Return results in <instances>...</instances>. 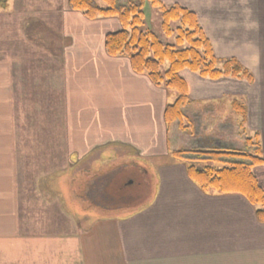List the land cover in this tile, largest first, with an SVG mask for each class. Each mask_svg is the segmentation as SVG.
Returning a JSON list of instances; mask_svg holds the SVG:
<instances>
[{
	"label": "crops",
	"instance_id": "1",
	"mask_svg": "<svg viewBox=\"0 0 264 264\" xmlns=\"http://www.w3.org/2000/svg\"><path fill=\"white\" fill-rule=\"evenodd\" d=\"M9 4L12 15L0 14V59L7 61L0 65V85L9 86L0 105L17 108L22 115L34 109L35 124L47 131H24L20 138L36 142L0 149V261L264 264V223L256 220L255 208L240 195L201 192L187 178L183 164L170 163L169 132L163 118L169 92L134 73L128 58L106 54L104 38L120 30L118 20H89L71 11L67 0H11L6 10ZM26 12H34L35 19H27ZM31 26L52 36L34 42L26 29ZM15 28H22L21 32ZM221 80L222 85L207 87H199L198 82L196 91L189 86V96L234 90L235 82L256 84V80L251 84ZM216 103H198L193 116L214 118V128L204 122L192 129V141L186 142L191 149H241L243 120L220 117ZM258 104H247L244 126L253 117L258 120L255 132L264 158V110H256ZM153 129L159 155L168 157L165 164L152 168L158 180L154 199L131 216L98 219L86 230L77 228L75 215L67 206L64 209L51 174L62 171L59 177L68 180L64 201L88 199L81 189L92 168L85 169L83 162L89 160L88 167L98 165L90 157L96 154L100 160L113 149L108 146L112 143L140 150L136 136ZM42 139L52 141L51 147ZM144 157L156 155L150 151ZM166 172H172L171 176ZM253 174L264 192V166L254 168ZM78 178L83 179L80 197L72 190ZM163 182L172 189L178 187L179 194L170 193L166 186L163 191Z\"/></svg>",
	"mask_w": 264,
	"mask_h": 264
},
{
	"label": "rangeland",
	"instance_id": "2",
	"mask_svg": "<svg viewBox=\"0 0 264 264\" xmlns=\"http://www.w3.org/2000/svg\"><path fill=\"white\" fill-rule=\"evenodd\" d=\"M2 1L3 0H0V7ZM6 1L7 4L11 3V0ZM95 1L99 6L104 7L101 0ZM128 1L130 0H119V4L124 5ZM160 1L165 8H169L173 5L172 2L175 0ZM177 1L183 2L182 4L184 5H178L183 7L187 6L185 8H190V10L198 17L199 24L208 37L212 45L214 55L217 59L215 66L220 67L225 60L236 59L254 76V79L256 80V84L253 87L235 82L236 87L234 90L220 89L213 91L204 97L202 95L199 97L195 94L194 96H189V105L186 107L185 112L187 119L183 121V126L185 127L184 132L177 130V128L173 126L169 133V149L186 150L191 149L189 146L190 144L186 142L192 141V129L194 130L195 127L198 126L202 127L204 122L208 125V128L210 127L209 129L214 128V118H199L193 116L199 102L207 100L216 101L215 110L222 113L220 117H225V119L226 117L232 119L235 117L234 119L237 122L242 120V118L233 111L232 106H229L234 101L241 104L246 110L249 102H258L259 104L255 109L260 111L264 110V0ZM2 13H7L9 16L12 15L13 12L10 4L7 7V10L0 8V14ZM26 13L28 14L26 15L27 19H35L34 17H36V14L34 12ZM143 13V30L146 28L150 29L161 42L174 46L175 50L189 48L186 43H183L182 46H176V37L178 34L175 29L178 27V23H170L169 27L171 34L169 36L162 31L160 8H153L146 3ZM32 24L35 25L36 22L34 21ZM21 29L22 28H19L17 31L21 32ZM26 29L29 31V36L34 38L32 39L34 42H36V38L45 42L44 38L49 40L52 36L49 31L41 29L39 26H31ZM5 63H7V61L0 59V65ZM164 67H166V64ZM180 76L187 82L188 86H194L196 88L195 91L199 90L197 89L198 85L199 87L219 85L224 82L221 79H231L221 78L219 80L212 81L201 78L197 74H193L189 71H182ZM4 85L5 84L0 85V87L3 88V90L0 91V103H3L1 101V95L4 97V95L6 96L7 94L4 89L9 87ZM168 92L169 96H167V105H171L174 103L177 96L172 91ZM4 105L5 104H3V107ZM28 111L29 114L22 115L17 108H2V105H0V132L2 133L0 134V149H5L9 146H23L24 144H28V142L31 144L36 142L31 140L25 141L20 138L22 132L24 131H44V126L35 124L36 115L34 109L31 108L28 109ZM229 113L230 115H228ZM4 122L6 125L3 124ZM190 122L193 124L194 128H191L192 125ZM257 128L258 120L253 117L250 121L248 120L246 125L243 127V130L240 131V136L245 139L250 138L256 133L255 130ZM239 130L241 129L239 128ZM155 134L156 131L153 129L146 134L141 133L137 135L135 142L140 148V150L137 149L138 151L133 147H128L127 145H122L121 143H112L108 144V146L113 147V149H109L108 152H105L100 159L101 161L98 160L99 157L96 154L90 157L92 162L96 161L95 163L98 165L88 167L90 163L89 160L84 161L83 166L85 169L90 170L92 168L84 181L85 183L82 184L83 188L81 189L85 190L86 197L88 199H65L64 201L63 197L67 196L68 191V180L64 177H59L62 173H64L62 171L57 172L58 174H51L53 181H55L54 185L56 187V191L60 192V201L63 204L64 209L66 210L67 206L70 211H72V214L75 215L77 228L86 230L96 223L98 219L107 220L111 217H114L112 219H117L131 216L136 213V211L145 208L154 199L157 193L158 180L157 177H155L154 172H152V168H157L168 161L167 156L159 155V140L152 139ZM147 135L149 138H147ZM42 140L46 143L47 148L51 147L52 141L47 139ZM187 145L189 148H185ZM43 150L44 149L42 147H39V151ZM150 151L156 155V158L152 157L151 159L144 157V154ZM170 159V163L183 164L185 167V163L172 159L171 156ZM194 165H196L198 169L202 168L201 164L195 163ZM217 168H220V166L218 165ZM166 173L168 177L172 174V172ZM81 182H83V179L82 181L80 178L76 179L72 188L77 197H80L79 185ZM165 186L170 193H174L176 189L180 191L178 187L173 189L170 188L169 184L166 182H163V191ZM41 187H43V185H41ZM174 194L177 196L179 193L177 194L176 191ZM167 195L168 193L166 196ZM79 239L80 236H77V241ZM0 264H9V261L1 260Z\"/></svg>",
	"mask_w": 264,
	"mask_h": 264
},
{
	"label": "trees",
	"instance_id": "3",
	"mask_svg": "<svg viewBox=\"0 0 264 264\" xmlns=\"http://www.w3.org/2000/svg\"><path fill=\"white\" fill-rule=\"evenodd\" d=\"M67 2L71 11L81 13L89 20L116 18L120 30L105 36L106 54L109 57L128 58L134 73L145 75L155 87L176 94L174 103L167 105L163 114L169 133L173 126L179 131L185 130L183 121L187 119L185 112L189 105V86L180 76L182 71L212 81L231 78L251 84L255 80L236 59L225 60L220 67L215 66L217 59L198 17L181 5L173 4L165 8L160 0H130L124 5H120L119 0H101L104 7L95 0ZM146 3L160 8L161 29L167 36L171 34L170 23H178L175 29L178 34L176 46L186 43L188 49L175 50L174 46L161 42L150 29H142ZM6 4L7 1L3 0L0 8L5 9ZM232 108L243 120L242 131L247 111L237 102L233 103ZM170 156L185 163L187 178L201 192L240 195L255 208L256 220L264 223V192L253 174L254 168L264 166L257 133L244 139L241 149L171 150ZM195 163L201 164L202 168L198 169ZM218 165L220 168H217Z\"/></svg>",
	"mask_w": 264,
	"mask_h": 264
}]
</instances>
